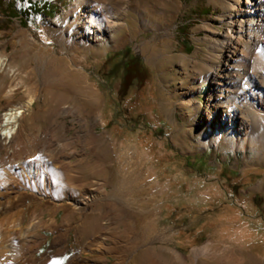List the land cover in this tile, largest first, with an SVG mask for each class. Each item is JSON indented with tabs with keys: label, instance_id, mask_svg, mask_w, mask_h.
<instances>
[{
	"label": "rangeland",
	"instance_id": "1",
	"mask_svg": "<svg viewBox=\"0 0 264 264\" xmlns=\"http://www.w3.org/2000/svg\"><path fill=\"white\" fill-rule=\"evenodd\" d=\"M180 1L167 30L123 26L98 42L85 30L86 48L84 21L71 25L83 0H34L42 10L24 18L26 0L0 5V118L24 111L15 161L0 165L19 182L0 224L23 229L0 231V264H264V147L254 144L264 133L234 126L219 138L218 116L209 120L214 95L235 98L220 84L229 0ZM122 154L143 161L137 173ZM57 163L71 166L60 179ZM86 190L98 198L81 203ZM34 218L44 226L26 231Z\"/></svg>",
	"mask_w": 264,
	"mask_h": 264
},
{
	"label": "bare ground",
	"instance_id": "2",
	"mask_svg": "<svg viewBox=\"0 0 264 264\" xmlns=\"http://www.w3.org/2000/svg\"><path fill=\"white\" fill-rule=\"evenodd\" d=\"M128 2L129 4L123 7L120 2L111 3L110 0H83L82 9L72 16L74 19L71 24L73 25L79 20L84 21L81 29L77 33L79 44H81L80 47H87V41L84 43L85 45L82 44V41H85V30L90 31L91 38L95 42L103 41L104 39L107 40L114 31L123 26H127L130 31L136 29L138 32L147 30L165 31L171 26L174 19L173 9L176 8L178 13L182 7L180 0H138L136 3L134 2L135 4H133L132 0H128ZM159 6H163V11H159ZM223 9L224 12L221 15V20L227 22L229 26L224 35L223 42L227 66L223 71L226 77L224 84L222 81L220 84L222 88L228 86L234 88L235 98L233 101H228L229 95L227 93L225 94L224 91L220 96L214 95L216 105L214 106V112H209V120L215 114L218 116L219 119L216 124H220V126H215L214 128L216 132L218 131L217 136L219 138H223L227 131L234 126L238 132H245L250 138H253L257 137L258 134L264 133V0H229L223 4ZM79 13H83V18L80 17ZM131 13L135 15L134 21L136 25L127 20L125 21ZM253 37L256 41L255 49L252 54H249L248 43ZM232 64L237 67L235 73H230ZM77 73L79 74V72ZM236 78L240 79V81L238 80L236 82ZM32 102H29V105ZM23 112L19 108H12L7 110L0 118V165L2 164L1 162L5 161V158L11 157L10 159H15L16 150L13 147V139L18 135V122ZM254 144L257 145L258 149L264 147V137H258V141H255ZM233 146L236 148L238 146L237 142ZM4 148L6 150L5 152ZM122 155H126L128 158L130 157L127 154ZM129 159L125 162V166L130 165L129 168H134L132 173H137V170H140V166H143V161L139 159V162L137 161L135 166H132L134 156ZM60 165L57 163L59 169L58 167L56 169L57 178L59 179L71 167ZM36 169L35 166H30L24 170L25 173L23 172V175H25L26 179L30 180V177L37 174ZM12 172L14 173V171ZM140 173L138 175L139 178L143 177ZM46 185L51 186L50 181ZM17 186H19L17 178L13 180L12 178H8V173L0 176V188L2 187L5 191L3 193L6 195L5 198H9L5 202L0 203L2 208L7 209L9 207L8 204L13 203L14 197L11 196V192ZM57 188H67V185L65 184L63 186V183L59 181ZM65 193L66 195H72L71 189H68ZM82 194L81 203L88 204L90 201L98 198L96 194H92L88 190ZM70 200L73 201L75 199L70 198ZM148 201L147 203L150 204L151 199L149 198ZM147 203L143 204L147 205ZM9 220L10 218L6 217L0 224V231H4L3 237L9 234V231L17 234L19 229H23L22 221L8 229V224L11 222ZM44 224V219L34 218L26 231H36L41 229ZM4 226H8V228L3 229ZM103 227L106 229L109 226L104 225Z\"/></svg>",
	"mask_w": 264,
	"mask_h": 264
},
{
	"label": "trees",
	"instance_id": "3",
	"mask_svg": "<svg viewBox=\"0 0 264 264\" xmlns=\"http://www.w3.org/2000/svg\"><path fill=\"white\" fill-rule=\"evenodd\" d=\"M5 1H7V0H0V5L1 6H3V5H5ZM26 2H27V7L28 8H23L22 9V11L20 12V16L21 17H28L29 16V10L28 9H30L31 11H40V10H42V8H40V7H37L38 6V4H37V2H34V0H26ZM9 7H10V11L12 12V14L13 15H15V16H18L17 14H18V12H17V10H16V8L14 7V6H12V5H9ZM250 173V172H249ZM245 179V178H244ZM253 180H255V179H253ZM252 180V181H253ZM240 182H242V180L240 181Z\"/></svg>",
	"mask_w": 264,
	"mask_h": 264
},
{
	"label": "crops",
	"instance_id": "4",
	"mask_svg": "<svg viewBox=\"0 0 264 264\" xmlns=\"http://www.w3.org/2000/svg\"><path fill=\"white\" fill-rule=\"evenodd\" d=\"M5 166H7V165H5Z\"/></svg>",
	"mask_w": 264,
	"mask_h": 264
}]
</instances>
